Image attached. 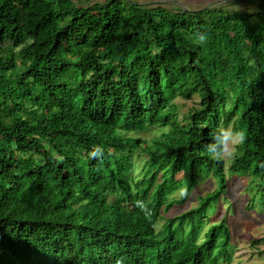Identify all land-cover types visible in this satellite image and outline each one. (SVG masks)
Listing matches in <instances>:
<instances>
[{
  "label": "trees",
  "instance_id": "1",
  "mask_svg": "<svg viewBox=\"0 0 264 264\" xmlns=\"http://www.w3.org/2000/svg\"><path fill=\"white\" fill-rule=\"evenodd\" d=\"M78 3L0 0V264H219L230 229L207 222L228 181L207 149L217 129L245 132L229 172L264 199V0ZM152 126L148 144L128 135ZM210 178L217 188L157 231Z\"/></svg>",
  "mask_w": 264,
  "mask_h": 264
},
{
  "label": "rangeland",
  "instance_id": "2",
  "mask_svg": "<svg viewBox=\"0 0 264 264\" xmlns=\"http://www.w3.org/2000/svg\"><path fill=\"white\" fill-rule=\"evenodd\" d=\"M108 0H79L78 4L85 7L100 4ZM148 7H163L169 11H177L179 9L200 11L204 7L222 6L227 9L238 10H255L251 0H125ZM106 16L109 20L112 15H120L124 17L123 8L107 7ZM120 29V26L116 27ZM252 57V55L250 54ZM41 90V88L39 89ZM189 103L186 104L188 107ZM185 109V108H183ZM232 129V127H229ZM228 128V129H229ZM160 133V129L155 126L148 127L140 133H128L131 136H139L142 143H149L150 140ZM238 141L228 146L221 155L225 163V175L228 180L225 197H219L215 201L213 207L217 212L213 213L210 209L207 212L209 216L208 223H219L223 219L230 229L229 251L231 258L228 264H264V199H260V193L255 188L254 180L245 176L236 178L231 176L229 166L236 154V146ZM134 173L138 174L143 165V158L133 157ZM85 163L78 162V168H85ZM217 188V184L213 179H201L194 187L185 203L180 207H174L169 213L163 215V220L157 224V231L167 222L168 219L180 216L182 213L191 211L199 205V198L213 192ZM171 198L180 199L184 191V187H178L173 184ZM202 237L200 234L199 239Z\"/></svg>",
  "mask_w": 264,
  "mask_h": 264
},
{
  "label": "clouds",
  "instance_id": "3",
  "mask_svg": "<svg viewBox=\"0 0 264 264\" xmlns=\"http://www.w3.org/2000/svg\"><path fill=\"white\" fill-rule=\"evenodd\" d=\"M199 41L204 42L206 40L205 35L198 34ZM245 139L244 131H233L230 128L224 129L223 127L216 130L214 134L215 143L208 145L207 149L211 156L214 158L223 154L224 150L230 146L235 144L237 141L242 143ZM229 246H227L224 250L221 251L219 258L221 259L219 264H228V261L231 258V253L229 251Z\"/></svg>",
  "mask_w": 264,
  "mask_h": 264
},
{
  "label": "bare ground",
  "instance_id": "4",
  "mask_svg": "<svg viewBox=\"0 0 264 264\" xmlns=\"http://www.w3.org/2000/svg\"><path fill=\"white\" fill-rule=\"evenodd\" d=\"M231 130H232V129H231ZM238 144H240V142H239ZM234 156H235V155H234ZM233 160H234V159H233ZM79 161H80V160H79ZM79 161H78V162H79ZM78 162H77V165H78ZM82 162H83V161H82ZM229 168H230V167H229ZM229 168H228V169H229ZM246 176H247V175H246ZM247 177H249V176H247ZM210 179H212V178H210ZM204 180H207V179H204ZM213 180H214V179H213ZM214 181H215V180H214ZM215 183H216V182H215ZM227 185H228V181L226 182V189H227Z\"/></svg>",
  "mask_w": 264,
  "mask_h": 264
}]
</instances>
